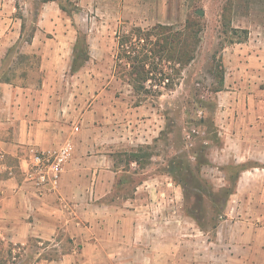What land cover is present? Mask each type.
Returning <instances> with one entry per match:
<instances>
[{
	"label": "crops",
	"instance_id": "0c3cea01",
	"mask_svg": "<svg viewBox=\"0 0 264 264\" xmlns=\"http://www.w3.org/2000/svg\"><path fill=\"white\" fill-rule=\"evenodd\" d=\"M46 8L25 41L0 0V264H264V22L225 54L202 176L227 196L204 227L177 167L155 152L161 116L105 92L114 76L94 54L74 68L93 24L53 22ZM68 141L58 191L37 195L33 154Z\"/></svg>",
	"mask_w": 264,
	"mask_h": 264
},
{
	"label": "rangeland",
	"instance_id": "374dc122",
	"mask_svg": "<svg viewBox=\"0 0 264 264\" xmlns=\"http://www.w3.org/2000/svg\"><path fill=\"white\" fill-rule=\"evenodd\" d=\"M6 2L15 7V16L23 23L25 41L35 33L45 5L53 22L93 24L92 30L78 35L76 64H86L89 54H94L99 58L93 63L96 69L112 71L114 76L113 84L111 77L103 78L105 92L157 119L161 116L165 128L155 152L161 150L168 165L177 167L176 179L185 185L201 225L211 226V217L220 214L227 193L213 191L202 176V166L207 140L217 139L213 117L216 93L223 88L225 54L247 44L264 22V0ZM138 29L150 34L149 38L143 43L134 39L124 47L118 44L117 36L138 34ZM27 48L21 45L22 55L26 56ZM144 55L148 81L135 84L130 81L137 65L134 61ZM119 116L123 117L122 112Z\"/></svg>",
	"mask_w": 264,
	"mask_h": 264
},
{
	"label": "built area",
	"instance_id": "2783aa9c",
	"mask_svg": "<svg viewBox=\"0 0 264 264\" xmlns=\"http://www.w3.org/2000/svg\"><path fill=\"white\" fill-rule=\"evenodd\" d=\"M76 132L79 131L77 127ZM74 152L73 141L66 142L59 149L40 151L33 154L26 175V182L39 196L56 193L62 175Z\"/></svg>",
	"mask_w": 264,
	"mask_h": 264
},
{
	"label": "trees",
	"instance_id": "16d2710c",
	"mask_svg": "<svg viewBox=\"0 0 264 264\" xmlns=\"http://www.w3.org/2000/svg\"><path fill=\"white\" fill-rule=\"evenodd\" d=\"M42 2L43 3L60 2V0H42ZM157 28H161L162 30L164 29L162 26H159ZM23 30H24V26H23ZM137 31H138V34H136V33L134 34V33L130 32L128 34L117 36L118 44L120 46L124 47V45L128 44L129 42H131L134 39L139 41V43H143L145 40H147V36L149 38L150 34L148 35V33H144L143 31H141L139 29ZM34 34L35 33H33L31 35V38H30L29 41H31V39L34 37ZM128 54H129V52L127 51L126 55H128ZM146 58L147 57L144 55L142 58H138L137 57L136 60L134 61V63L137 64V65H136V67H134L135 73H132L134 77L131 75L132 76V78H130L131 82L133 81V83H135V84L136 83L137 84L138 83L139 84H143V83H146L148 81V73H149V71L146 69V63H145ZM88 59H89V57H88ZM76 63H77V58H76L75 63H74V68H76L78 66H81V65H77ZM130 68H132V67L130 66Z\"/></svg>",
	"mask_w": 264,
	"mask_h": 264
}]
</instances>
